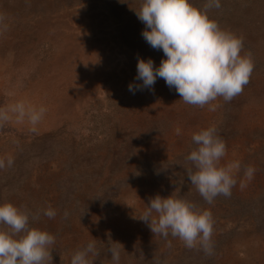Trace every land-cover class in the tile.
Listing matches in <instances>:
<instances>
[{
    "label": "rangeland",
    "instance_id": "1",
    "mask_svg": "<svg viewBox=\"0 0 264 264\" xmlns=\"http://www.w3.org/2000/svg\"><path fill=\"white\" fill-rule=\"evenodd\" d=\"M121 2L0 0V108L23 100L46 109L35 130L27 120L0 123V205L55 236L52 264H70L93 239L95 264H112L110 247L119 248L120 264H264V0H221L208 11L242 39L253 70L230 102L203 107L184 103L162 78L129 92L142 84L134 80L138 57L156 67L165 57L141 35V0ZM189 2L203 9L206 0ZM210 126L226 144L221 163L242 164L231 196L211 205L186 172L192 134ZM247 166L255 169L250 181ZM155 195L211 212V255L139 220ZM48 207L55 218L43 215Z\"/></svg>",
    "mask_w": 264,
    "mask_h": 264
},
{
    "label": "clouds",
    "instance_id": "2",
    "mask_svg": "<svg viewBox=\"0 0 264 264\" xmlns=\"http://www.w3.org/2000/svg\"><path fill=\"white\" fill-rule=\"evenodd\" d=\"M220 7L221 0H206L203 9L192 6L189 0H141L139 10L135 11L145 26L141 35L152 49L162 50L165 58L156 67L151 58L138 57L134 80L142 84L130 83L129 92L151 90L157 79L162 78L169 89H175L180 100L199 107L218 97L230 102L240 94L249 82L253 64L249 57L241 55L242 39L222 30L209 18L208 11ZM45 111L44 107L36 109L23 100L17 101L0 108V123L13 118L18 123L27 120L35 130ZM175 131L177 135L181 133L179 128ZM191 139L196 147L186 157L191 164L186 169L187 180L209 205L218 196L230 197L237 185L241 162L221 163L226 156V144L214 126L193 133ZM6 163L10 167L13 161L9 159ZM5 166V161L0 160V169ZM254 172L251 166L243 168L249 181ZM240 187L243 189L246 184L241 182ZM43 215L53 219L56 211L48 207ZM139 220L154 235L165 239L171 235L188 249L199 247L212 254V214L194 203L172 195L166 198L155 195L145 205ZM0 225L6 226L0 228V264H52L50 249L56 238L47 231L30 227L27 212L10 203L2 204ZM108 251L112 264H120L119 248L110 247ZM98 255L93 239L72 255L70 264H95Z\"/></svg>",
    "mask_w": 264,
    "mask_h": 264
}]
</instances>
